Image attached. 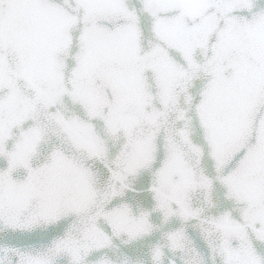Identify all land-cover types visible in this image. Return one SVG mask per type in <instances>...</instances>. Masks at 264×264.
Wrapping results in <instances>:
<instances>
[{"label": "snow or ice", "instance_id": "1", "mask_svg": "<svg viewBox=\"0 0 264 264\" xmlns=\"http://www.w3.org/2000/svg\"><path fill=\"white\" fill-rule=\"evenodd\" d=\"M189 81L210 155L218 156L223 139L246 135L220 178L243 216L226 207L211 220L221 264H264V244L245 224L264 222V0H0V222L12 231L40 219L58 224L48 253L10 247L9 264H59L61 254L69 264H93L90 257L112 246L118 229L110 217L126 208L109 210L107 230L86 218L83 242L58 235L64 213L87 217L95 199L90 172L73 154L100 157L122 183L154 159V136H138L137 128L158 127L156 104L171 105ZM98 122L125 137L115 165L104 164L109 150ZM182 170L184 184L166 183ZM154 175V201L163 210L174 200L184 215L181 199L195 177L175 143ZM160 258L157 251L154 264Z\"/></svg>", "mask_w": 264, "mask_h": 264}, {"label": "water", "instance_id": "2", "mask_svg": "<svg viewBox=\"0 0 264 264\" xmlns=\"http://www.w3.org/2000/svg\"><path fill=\"white\" fill-rule=\"evenodd\" d=\"M147 47L159 50V45L145 38ZM166 57V53H162ZM203 79V76H201ZM187 85L181 84L175 93L171 105L156 104L159 114L158 127L147 126L137 128L138 136H154V159L133 174L125 175L122 183L114 184L112 176L106 167L98 163L101 159L76 152L74 157L86 164L95 189V199L90 204L89 215H74L64 213L60 225L64 230L58 235L73 240L82 239V227L85 219L96 221L108 229L105 218L109 210L126 208L127 215L113 213L110 219L118 231L114 234L112 246L90 257L93 264H154L157 251L160 252V264H221L219 244L221 237L211 223L224 208H230L233 216L240 219L243 216V205L226 199V190L220 178L229 167L231 156L246 140V135L237 132L222 140L219 154L213 157L209 154L203 133L195 121V106ZM68 112L67 106H62ZM184 118H180V114ZM97 131L104 135L102 143L109 150L108 159L104 164L115 165V157L126 143L123 134L108 132L102 124L97 123ZM52 138L56 133L51 130ZM170 143H175L182 153L185 168L194 174L195 179L187 183L186 195L182 197L180 207L185 210L181 215L174 200H169V207L161 209L154 201L149 185L156 179L154 173L160 168L168 156ZM166 183H185V172H171ZM116 191L114 198L111 193ZM245 224L252 232L258 244H264V222L259 217H251ZM259 225V227H257ZM7 222H0V264H9L10 247H19L29 255L41 256L52 248L50 241L56 232L57 219H40L29 231H12ZM246 243L248 240L244 227L237 226ZM179 234V241L174 243L172 237ZM237 243V241H233ZM59 264H69L66 254Z\"/></svg>", "mask_w": 264, "mask_h": 264}]
</instances>
